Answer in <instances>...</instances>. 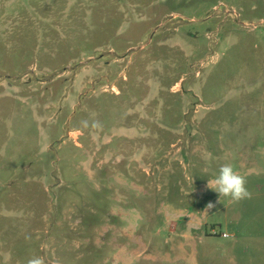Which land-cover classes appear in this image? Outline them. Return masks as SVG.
I'll list each match as a JSON object with an SVG mask.
<instances>
[{"label": "rangeland", "instance_id": "rangeland-1", "mask_svg": "<svg viewBox=\"0 0 264 264\" xmlns=\"http://www.w3.org/2000/svg\"><path fill=\"white\" fill-rule=\"evenodd\" d=\"M32 256L264 264V0H0V264Z\"/></svg>", "mask_w": 264, "mask_h": 264}, {"label": "clouds", "instance_id": "clouds-1", "mask_svg": "<svg viewBox=\"0 0 264 264\" xmlns=\"http://www.w3.org/2000/svg\"><path fill=\"white\" fill-rule=\"evenodd\" d=\"M82 128H88L87 120L81 121ZM92 128H100L102 125L98 121L91 123ZM246 178L239 174L230 163H225L219 167L218 175L208 180V187L219 194V197L230 198L232 202H240L245 199H251L252 193L246 187ZM214 207L213 203L207 205L208 209ZM29 237H26V239ZM27 264H46L41 256H32L27 260Z\"/></svg>", "mask_w": 264, "mask_h": 264}]
</instances>
